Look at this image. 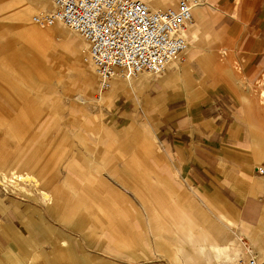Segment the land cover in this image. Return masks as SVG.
Wrapping results in <instances>:
<instances>
[{
    "label": "crops",
    "instance_id": "crops-1",
    "mask_svg": "<svg viewBox=\"0 0 264 264\" xmlns=\"http://www.w3.org/2000/svg\"><path fill=\"white\" fill-rule=\"evenodd\" d=\"M208 1L194 9L186 35L188 49L177 58L175 75L141 76L132 84L118 81L107 92L114 96L115 113L122 118L135 107L131 98L156 102L158 132L184 186L198 188L197 200L205 198L201 190H215L232 206L239 225L260 227L262 232L264 172L258 174L257 169L264 171L260 101V92L264 94V0ZM10 16L27 19L26 15ZM28 34L49 53L61 51L70 70L78 64L79 51L73 50L72 37L69 42V36L52 28H29ZM11 43H0V52ZM38 73L41 76V68ZM23 86L0 80V170L16 161L19 139L6 121L22 118L18 115L24 110L21 103L29 101ZM148 165L139 158L127 163V183L117 182L129 195L103 179L104 168L99 165L90 166L98 177L92 188L86 182L76 187L64 184L73 199L66 223L79 233L74 239H64L62 229L42 222L27 202L0 190V264H130L95 254L86 243L97 252L132 259L153 251L173 264L174 251H168L173 249L169 244L174 241L173 232L190 225L204 230L206 248L215 249L218 264H232V260L238 264L245 254H240L231 235L230 221L210 204L204 210L191 206L186 210L184 205L192 202L189 196L181 197V203L175 201L165 181L149 176ZM10 175L0 172V185L22 190L32 186L44 201L53 199L48 178L38 179L29 171ZM14 175L32 177L37 185L16 181ZM256 251L264 254V241ZM246 254L256 257L250 249Z\"/></svg>",
    "mask_w": 264,
    "mask_h": 264
},
{
    "label": "rangeland",
    "instance_id": "rangeland-1",
    "mask_svg": "<svg viewBox=\"0 0 264 264\" xmlns=\"http://www.w3.org/2000/svg\"><path fill=\"white\" fill-rule=\"evenodd\" d=\"M206 1L208 0H198L202 4ZM177 2L178 0H174L172 4L161 8L175 6ZM24 9L26 21H18L10 16L18 15ZM50 9L49 0L44 4H39L36 0H0V43L12 41L6 51L0 52V80L4 84L7 81H16L22 86L25 84L23 88L29 92V101L21 103V109L24 110L18 114L22 118L6 121L17 132L19 143L16 161L0 172L8 178L12 172L18 174L25 171L33 173L38 179L48 178L52 181L49 191L53 199L50 200L51 203L44 201L38 189L28 185L22 190L3 184L0 185L1 192L27 202L42 222L51 225L52 229H62L64 239H74L79 233L66 223L71 218L73 199L64 184L76 187L86 182L90 183L86 187L92 188L98 177L90 170V166L99 165L104 168L102 178L110 181L121 193L129 195L126 187L117 180L127 183L128 178L124 174L127 163L139 158L142 163L149 164L148 172L153 180H163L170 186L175 201L181 203V197L189 196L192 202L184 205L186 210L190 206L204 210L210 204L230 221L231 235L238 244L240 254H245L240 261L244 262L248 258L247 249L263 259L264 254H259L256 247L264 241V230L261 232L260 227L250 229L239 225L232 206L215 190H201L205 198L197 200L194 192H198V188L184 186L174 169L167 144L159 135V115L154 110L158 105L156 102H137L140 97L131 98L135 109L130 111L127 118L118 117L115 113L114 96H110L107 91L98 96L99 80L92 64L83 61L86 44L79 35L61 24L50 27L69 36V42L71 37L74 39L71 46L73 50L77 47L79 51L78 64L70 70L61 51L49 53L44 45L37 44V40L28 34L29 28L39 31L50 29L39 28L31 22L33 15L49 13ZM190 26L191 24L181 32L187 42L186 35ZM179 62L175 59L160 73L142 72L129 80L115 75L110 89L118 81L132 84L141 76L158 78L171 73L175 75ZM39 68L42 69L41 76ZM86 75L88 81L85 79ZM260 101L264 107L263 91L260 92ZM139 149L142 152L137 157ZM143 149L150 153H144ZM14 180H18L15 175ZM86 245L95 254L108 257L111 261L169 264L153 251L132 259L126 255L97 252L88 243Z\"/></svg>",
    "mask_w": 264,
    "mask_h": 264
},
{
    "label": "built area",
    "instance_id": "built-area-1",
    "mask_svg": "<svg viewBox=\"0 0 264 264\" xmlns=\"http://www.w3.org/2000/svg\"><path fill=\"white\" fill-rule=\"evenodd\" d=\"M49 2L51 12L35 14L31 22L39 28L60 22L84 40L83 61L95 70L98 96L110 88L115 75L130 79L142 72L157 74L182 56L188 43L181 32L198 5L197 0H178L175 6L151 10L138 0ZM239 264H264V258L248 256Z\"/></svg>",
    "mask_w": 264,
    "mask_h": 264
},
{
    "label": "bare ground",
    "instance_id": "bare-ground-1",
    "mask_svg": "<svg viewBox=\"0 0 264 264\" xmlns=\"http://www.w3.org/2000/svg\"><path fill=\"white\" fill-rule=\"evenodd\" d=\"M36 1L39 4H44V2H46V0H36ZM138 1L145 3L151 10H158V9H162L161 7L163 5L172 4V2L174 0H138ZM199 4H200V2H198V5ZM51 10H52V7L49 10V13L51 12ZM24 12H25V9L20 12V15H24L25 14ZM59 24L63 25L65 28L69 29L67 26H65L64 24H62L60 22H56L54 25L60 26ZM87 78L88 77L86 75L85 79H87ZM122 79L127 80L124 78H122ZM87 81H88V79H87ZM17 179L20 180L21 182H24V183H31L32 182V183L36 184L32 177L24 176V177H17ZM176 227H178V226H176ZM173 233H174L173 234L174 235V241L169 242L171 247L173 246V249L168 250L170 252L174 251V256H175L174 260L175 261H173V264H218V262H217L218 258L216 257L215 249L206 248V245H205L206 235H205L204 230L199 229V228L195 227L194 225H190V227L185 226L184 230L176 228V230H174ZM207 235H209V234H207ZM237 253H238V251H237ZM242 257L243 256L239 257V261L237 262L238 264L241 262L240 260L242 259ZM163 258H164V256H163ZM225 258H227V257H225ZM223 260H224V258H223ZM231 262H232V264H235L233 262V260Z\"/></svg>",
    "mask_w": 264,
    "mask_h": 264
}]
</instances>
